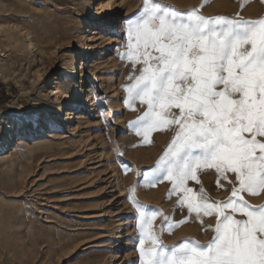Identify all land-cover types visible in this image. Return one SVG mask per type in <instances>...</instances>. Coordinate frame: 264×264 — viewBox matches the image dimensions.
Masks as SVG:
<instances>
[{"label":"rangeland","instance_id":"1","mask_svg":"<svg viewBox=\"0 0 264 264\" xmlns=\"http://www.w3.org/2000/svg\"><path fill=\"white\" fill-rule=\"evenodd\" d=\"M143 2L0 0V83L7 97L0 106V158L13 161L0 166V264L136 260L133 189L140 205L160 213L152 227L168 249L188 240L206 244L214 235L205 227L214 226L215 217L195 221L177 206L176 195L169 196L168 181L149 188L138 176L155 166L173 135L158 130L145 143L132 127L145 107L137 103L133 110L121 102L131 69L118 58L126 50L118 47L122 38L126 43L121 21ZM158 2L205 16L264 18L261 0ZM89 44L93 49L84 51ZM65 93L74 102L70 109L62 105ZM17 144L29 151L15 156ZM198 175L210 200L229 198L231 185L222 179L218 185L215 169ZM201 185L189 181L194 190ZM245 199L261 205L264 193ZM177 221L187 222L169 230Z\"/></svg>","mask_w":264,"mask_h":264},{"label":"snow or ice","instance_id":"2","mask_svg":"<svg viewBox=\"0 0 264 264\" xmlns=\"http://www.w3.org/2000/svg\"><path fill=\"white\" fill-rule=\"evenodd\" d=\"M121 26L126 43L118 47L126 50L118 58L131 65L121 102L145 107L135 134L151 143L153 132L173 130L155 166L138 176L149 188L168 181L169 196L195 221L215 217L205 227L214 233L208 243L168 249L152 227L160 213L140 205L133 189L138 257L128 264H264V204L245 199L264 193V18L205 16L144 0ZM207 169L218 185H231L227 200H210L198 175Z\"/></svg>","mask_w":264,"mask_h":264},{"label":"bare ground","instance_id":"3","mask_svg":"<svg viewBox=\"0 0 264 264\" xmlns=\"http://www.w3.org/2000/svg\"><path fill=\"white\" fill-rule=\"evenodd\" d=\"M109 3V2H108ZM108 3H106V4H108ZM108 6V5H107ZM89 41L90 40H86V42L87 43H89ZM84 51H91L93 48H91L90 47V44L89 45H86V46H84ZM103 54L102 55H105L106 53H107V48L106 49H104L103 50ZM72 88V87H71ZM74 90H76L77 91V89H74ZM76 91H74V92H76ZM79 93V92H78ZM63 97H64V101H63V104L62 105H65L64 106V108H66V109H70L71 108V105H73L74 104V102L73 101H71V97L69 96V94L68 93H65L64 95H63ZM60 106H61V104H60ZM57 109H59V113L57 114L59 117H61V110H60V108L59 107H57ZM73 114V113H72ZM53 119V118H52ZM71 119H80L78 116L77 117H75V116H72V118ZM54 120H55V118H54ZM76 125V122H74V126ZM76 129V127H73L72 128V130L74 131ZM78 131V130H77ZM78 133V132H77ZM55 134V133H54ZM49 135V134H48ZM53 136H49V138H52ZM48 138V137H47ZM37 144H41V143H37ZM23 146V148L22 149H20L19 148V145L17 144L16 145V148H14L13 149V151H12V153L13 154H15V156H18V155H20V154H25L27 151H29V147H28V145L27 144H23L22 145ZM44 146H46V145H44ZM3 150V149H2ZM4 155H5V153H4ZM7 155V154H6ZM3 156V155H2ZM8 164L9 165H12L13 164V161L11 160V156H9V157H4V158H0V166H2V167H5V168H7L8 167ZM13 167V166H12ZM7 170H9V169H7ZM5 171V170H4ZM11 172V171H10ZM48 218H49V216H48ZM50 218H52V217H50ZM120 240V235H117V237H116V242H118ZM119 246V244H117L114 248H117ZM113 262V261H112Z\"/></svg>","mask_w":264,"mask_h":264},{"label":"trees","instance_id":"4","mask_svg":"<svg viewBox=\"0 0 264 264\" xmlns=\"http://www.w3.org/2000/svg\"><path fill=\"white\" fill-rule=\"evenodd\" d=\"M7 100V97L5 95L4 87L0 83V106H2Z\"/></svg>","mask_w":264,"mask_h":264}]
</instances>
